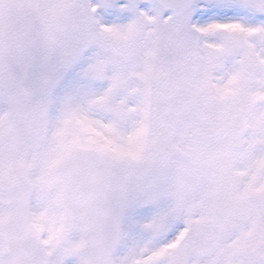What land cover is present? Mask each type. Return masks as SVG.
I'll return each instance as SVG.
<instances>
[{
    "label": "snow or ice",
    "instance_id": "obj_1",
    "mask_svg": "<svg viewBox=\"0 0 264 264\" xmlns=\"http://www.w3.org/2000/svg\"><path fill=\"white\" fill-rule=\"evenodd\" d=\"M0 264H264V0H0Z\"/></svg>",
    "mask_w": 264,
    "mask_h": 264
}]
</instances>
